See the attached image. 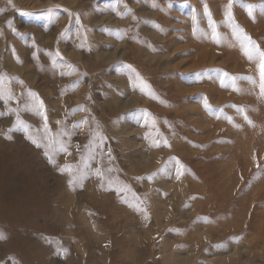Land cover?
I'll use <instances>...</instances> for the list:
<instances>
[{
  "label": "rangeland",
  "instance_id": "1",
  "mask_svg": "<svg viewBox=\"0 0 264 264\" xmlns=\"http://www.w3.org/2000/svg\"><path fill=\"white\" fill-rule=\"evenodd\" d=\"M229 2L0 0V264H264V0Z\"/></svg>",
  "mask_w": 264,
  "mask_h": 264
},
{
  "label": "snow or ice",
  "instance_id": "2",
  "mask_svg": "<svg viewBox=\"0 0 264 264\" xmlns=\"http://www.w3.org/2000/svg\"><path fill=\"white\" fill-rule=\"evenodd\" d=\"M207 7V6H205ZM231 7H232V0H230L228 6H227V10H226V18H227V22H231L233 20V14L231 12ZM249 10L251 11V8L253 7L252 5H249ZM67 12V10H65ZM69 15H73L72 13H69ZM209 15V20H210V27L212 28V38L213 39H217L218 41V33L216 31V24L214 21L211 20V13H208ZM135 18V17H134ZM237 28L239 27L238 25L236 26ZM238 38H241V44L242 47L245 51V54L248 56L249 59H254V58H259L260 60V71H261V94L264 95V51H262L259 46L256 44L255 41H253L250 37L247 36L246 33H243L242 30H240L238 33H236ZM56 55H59V52H56ZM125 67L131 69L130 65H125ZM134 72V70H133ZM62 75L67 74V73H61ZM223 75H228V74H223ZM18 79V77L16 78ZM222 82H223V78ZM233 81H235V77L232 78ZM248 79H251L250 77ZM4 77L3 75H0V97H5L7 99H14L15 97L11 94L9 89H6L4 87ZM21 83H23L22 81H20ZM133 87L134 88H139V90L141 92H145L147 94H151L150 90V85L147 84L146 81L143 80V78L139 75V73H135L134 72V78H133ZM29 94L32 97V103L30 104V109L31 111L36 114L41 116L44 121H45V129L47 130L48 125H47V111H46V106L44 105L43 101L39 98L37 93H32L29 90ZM206 100V98H205ZM207 103H206V107H207ZM234 107H237L234 105ZM11 111L15 112L16 109H12ZM247 118V117H245ZM231 119V118H229ZM81 124L86 123V121H81ZM17 126H19L21 129H23L25 131V133H27L29 131L30 126L26 124V122L22 121L19 118V115L17 114ZM11 131V130H10ZM9 139H11V137H8ZM29 140H32L33 143L36 144V147H45L48 149H51L52 144L55 142L54 139L49 141L47 144H40V143H36V141L33 139V137L31 135L28 136ZM154 143H156L154 141ZM164 144L167 145V141H164ZM59 151L61 152H67V148L64 146L63 142H60V146H59ZM47 154V153H46ZM53 163H55V161H52ZM177 164L179 165L176 169V173H177V178H179V176L183 173L184 170V166L182 164H180V162L177 160ZM72 168L70 165H65L63 167L60 168L61 172H67V171H71ZM95 174L97 176H101L103 177V172L101 171V169L97 168L95 170ZM84 178V176L80 175V176H74L73 180H70L69 183H75L78 182L79 180H82ZM82 186V185H81ZM103 186V185H101ZM120 191L124 192V191H130V189L125 186L123 188L120 189ZM127 202V201H125ZM133 207H136L138 211H142L144 212L145 210L143 208H140L138 205H133ZM4 234L0 233V239H3Z\"/></svg>",
  "mask_w": 264,
  "mask_h": 264
},
{
  "label": "bare ground",
  "instance_id": "3",
  "mask_svg": "<svg viewBox=\"0 0 264 264\" xmlns=\"http://www.w3.org/2000/svg\"><path fill=\"white\" fill-rule=\"evenodd\" d=\"M10 144H12V143H10ZM8 145H9V144H8ZM8 145H7V147H9ZM13 145H14V144H13ZM13 145H12V146H13ZM15 145H17V144L15 143ZM13 148H15V146H14ZM9 152H10V151H9ZM11 153H12V152H11ZM17 157H18V156H17ZM17 159H18V158H17ZM15 162H16V161H15ZM34 186L36 187V185H34ZM32 187H33V186H32ZM36 188H37V187H36ZM30 190H34V188H33V189H30ZM99 195H100V194H99ZM102 196H103V195H102ZM97 209H99V208H97ZM10 236H11V235H10ZM8 237H9V236H8ZM10 238H11V237H9V239H10ZM24 238H25V237H24ZM25 241H26V240H25ZM83 242H84V241H83ZM107 253H108V252H107ZM103 254H105V253H103Z\"/></svg>",
  "mask_w": 264,
  "mask_h": 264
}]
</instances>
